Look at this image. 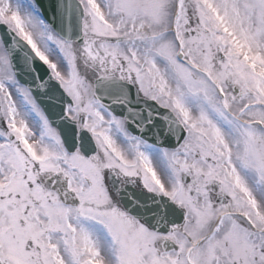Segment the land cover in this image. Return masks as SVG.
Segmentation results:
<instances>
[{"label": "snow or ice", "instance_id": "obj_1", "mask_svg": "<svg viewBox=\"0 0 264 264\" xmlns=\"http://www.w3.org/2000/svg\"><path fill=\"white\" fill-rule=\"evenodd\" d=\"M0 264H264V0H0Z\"/></svg>", "mask_w": 264, "mask_h": 264}]
</instances>
